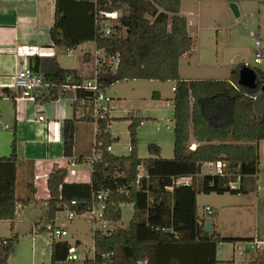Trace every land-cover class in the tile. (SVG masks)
<instances>
[{"label":"trees","instance_id":"trees-1","mask_svg":"<svg viewBox=\"0 0 264 264\" xmlns=\"http://www.w3.org/2000/svg\"><path fill=\"white\" fill-rule=\"evenodd\" d=\"M181 3L182 0H98L97 4L91 0H56L55 21L50 28L54 45L75 49L94 42L97 49L105 51L106 58L118 55L116 68L108 61L100 68L98 81L102 90L118 81L135 79L175 83L173 157H163L155 143L148 145V157L139 156L138 128L144 118L131 111L124 118L130 121L127 155L108 150L118 140L109 126L121 119L108 115L97 121L93 145L96 157L79 155L74 159L75 163H92L90 181H67V167H58L48 175L49 197L42 218L47 222L58 223L59 212L72 200L81 202L77 210L83 213L96 193L109 192L105 219L113 229L93 234L95 257H85L83 264H217L218 244L254 239L224 237L215 229L206 232L205 225L214 222L199 215L198 196L243 193L245 178L257 176L259 143L264 140V69L255 68L261 85L256 90L237 84V67L225 79L181 77L180 59L197 45V38L189 32L188 19L181 13ZM97 11L118 12V16L97 17ZM107 25L114 31L110 35L104 31ZM30 67L52 85L47 99L71 95L83 102L82 120L95 122L93 92L65 87L84 83L75 69L61 67L56 57L40 56L31 58ZM152 97L160 99L159 91ZM70 121H65V130ZM67 135L65 131L68 147ZM219 160L224 163L222 175L203 173L204 163ZM18 166L15 132L11 154L0 156V221H9L12 232L9 237H0V264H9L19 243V235L14 232L17 206L39 202L34 198L32 183L28 184L27 197L17 195ZM141 166L146 173L139 178ZM187 177L191 183H176ZM231 183L239 186L233 189ZM124 204L133 205V215L126 226L120 225ZM71 246L68 239H53L51 264L66 261ZM252 264H264V254H252Z\"/></svg>","mask_w":264,"mask_h":264},{"label":"crops","instance_id":"crops-1","mask_svg":"<svg viewBox=\"0 0 264 264\" xmlns=\"http://www.w3.org/2000/svg\"><path fill=\"white\" fill-rule=\"evenodd\" d=\"M196 1L200 3L201 0H182L181 3V13L188 19V28L192 36H194L195 33L191 31V25L195 21L198 24L201 18V12L199 11L200 7L196 8ZM238 2L239 1H236V3ZM55 11L56 0H0V121H10L11 124L6 123L3 128L10 130V132L12 131L13 136L16 132L17 136V153L19 155L17 195L18 180L22 175V188L24 193H29L28 184L32 183L34 190L36 191L34 193V198L39 200V202L32 201V203L43 207H45V201L49 197V191L47 188L48 175L54 169L58 167H70L74 173L68 171L67 181L69 182L90 181L92 172L91 162H77L73 166L71 163L75 162L74 159L79 155L93 158L96 157L94 156L93 145L95 142L97 127L95 123L82 120L85 113L83 102L77 100L71 95H60L54 100L47 99L50 88H45L35 101L29 99L18 100L20 92L16 90L14 86L15 75L21 68L27 65L30 66L31 58L34 56L56 57L61 67L75 69L77 74L85 81L93 77L96 68H100L101 64L105 63L104 58L106 56L105 51L97 49L94 42H86L75 49H68L73 51L88 43L94 44V53L91 49H87L83 53L82 66L69 68L62 65L59 57L60 53L58 51L64 46L54 45L50 35V28L55 21ZM194 50H196V47L192 51L184 54L180 59V74L183 78H196L184 74L182 69V59L188 60V58L194 57ZM100 52H103V54H100ZM93 55L95 62L91 67L89 65L93 62ZM99 60H102L100 65H98ZM243 65L244 64H240L237 68L240 69ZM234 68L236 67H232V70ZM174 86L175 83L173 82V91ZM158 91L161 98L162 90ZM106 92L107 88L105 90V93ZM75 101L76 104H74ZM159 102L160 101H158V103ZM166 105L169 106L170 103L167 102ZM171 105L173 106L172 100ZM112 108L113 113L116 108L114 106H112ZM131 111H135L134 114L143 117V124L145 123L146 117L143 116L140 107L131 109L130 112ZM41 115L45 117V120H39V116ZM67 120L72 121L67 124L68 128L65 130V121ZM143 124H141V126H143ZM6 125L9 127L6 128ZM65 131L68 134V140L70 141L68 147L65 145ZM109 131L113 137H116L113 131L110 130V126ZM12 142L8 141V139H0V156L7 154L9 147L11 146L12 148ZM191 143H196L194 138L191 139ZM111 148L112 153H114L113 145ZM66 150L68 151V155ZM128 150L130 151V148ZM259 153L260 159L264 162V140L259 143ZM145 173V167L142 166L141 174L145 175ZM256 177L257 181L255 187L250 185L249 182H244L243 187L246 191L243 193H215L218 200L216 205L211 204L215 212L212 220L214 222V229L222 236L264 240V188L262 189L258 183V175ZM40 188L43 189V195L40 193ZM199 197L200 195L198 196V203ZM207 205L210 204L207 203L205 206ZM23 206L21 208H23ZM42 217L43 215L40 217V220ZM60 219L61 218H58L59 221ZM226 222L229 224V227L224 229L226 227ZM39 224L41 223L36 222V226ZM81 242V239L78 237H76L74 243L71 242L72 245L75 246L76 251L80 246H83V243ZM225 243H231L233 246L231 253L232 258L224 260L219 257L220 247L224 243L220 246L218 244L217 264H252L253 253H240L238 256L236 254V251L238 250L237 245L246 244V242L237 240ZM90 249L91 248L89 247V253H86L84 257H80L81 255L79 256L82 264L85 257L91 256Z\"/></svg>","mask_w":264,"mask_h":264},{"label":"rangeland","instance_id":"rangeland-1","mask_svg":"<svg viewBox=\"0 0 264 264\" xmlns=\"http://www.w3.org/2000/svg\"><path fill=\"white\" fill-rule=\"evenodd\" d=\"M237 5L240 12L239 16L234 14L230 7V2L227 0H201L200 3L196 1V8L200 7L201 18L200 22L197 24L195 21L190 29L195 33L194 37L197 38V46L196 50H194V57L188 58V60L182 59L184 74L196 78H226L232 71V67H238L240 64H246L250 67L259 66L264 69V62L257 65L254 61L255 40H260L264 47V0H240ZM87 49H91L94 53V44L88 43L73 51L65 47L60 48L58 52L60 53L59 57L62 65L69 68L82 66V56ZM100 54H103V52H100ZM92 59L93 62L89 65L91 67L95 62L94 55ZM99 61L98 65L101 64L102 60ZM102 66L103 64H101L100 68ZM172 86L173 81L162 82L159 80L135 79L118 81L107 88L106 93L112 97L111 105L116 108L112 116L121 118L110 124V130L118 137V140L113 143L116 155H123L129 152V120L124 118L129 116L131 109L140 107L146 119L143 126L140 125L138 128L139 156L141 158L148 157V145L155 143L161 146L163 157H173L174 123L172 119L174 107L171 105L172 99H170L174 96ZM158 90H162L161 98L153 99V93ZM158 101L160 102L158 103ZM167 102L170 103L169 106L166 105ZM6 123L11 124L7 120L4 122L0 121V139H8V141L12 142V138L14 139L12 131L10 132V130L3 128ZM11 150L10 146L7 154L3 155H10ZM93 152L95 153V150ZM257 175L258 183L263 189L264 162L260 159V153ZM245 180L255 187L257 177L248 176ZM22 181L23 177L21 175L18 180V195L21 198H25L28 192L24 193ZM40 189V193L43 195V189ZM217 200L218 197L215 192L200 194L198 203L199 215L207 220H212L214 215H207L204 207L207 203L211 207L216 205ZM45 207L47 208V206ZM45 207L30 203L29 205H24L17 212L14 232L19 235V243L14 254L9 259V264H51V243L53 239L50 234L37 230L36 227V222H40L41 224L39 225L47 222L45 219L40 220V217L44 216ZM122 211L120 225L126 226L133 215V205L124 204ZM59 218L61 219L60 221L58 220V223L69 232L65 239L70 240L72 243L75 242L76 237L81 239L83 246H80L77 252L79 256L81 255L80 257H84L86 253H89V247L93 248V226L89 222L88 216H79L70 221L65 218V212H63L59 214ZM225 226L224 229H227L229 224L226 222ZM11 234L10 222L0 221V237L11 236ZM242 246L246 248V244H242ZM232 248L231 243H224L220 247L219 257L224 260L231 259ZM236 254L238 256L240 252L237 250ZM59 264H82V262L80 259L76 261L66 260Z\"/></svg>","mask_w":264,"mask_h":264},{"label":"built area","instance_id":"built-area-1","mask_svg":"<svg viewBox=\"0 0 264 264\" xmlns=\"http://www.w3.org/2000/svg\"><path fill=\"white\" fill-rule=\"evenodd\" d=\"M91 1L95 4L98 3V0H91ZM96 14H97V17L105 15L106 17L110 19H115L118 16V12L97 11ZM104 31L106 35H110L111 33L114 32L112 27L108 25L105 27ZM254 45L256 47L254 61L257 65H260L264 62V47L262 46V42L258 39L255 40ZM105 60L108 61V64L111 65L112 68H116L119 62V57L117 54H114V55H110L109 58H106ZM99 62L100 61H98V63ZM99 71H100V68L97 67L93 77L85 80L84 83L81 85H72V86H69L68 84L65 85V87H72L74 89H76L77 87H80L90 92H93L91 104H92V115L95 119L94 123L96 124V127H97L98 119L106 118L108 115H111L112 110H113L112 105H111L112 97L107 95L105 91L102 90L100 87V82L98 81ZM14 86L16 90L20 92L18 96V100L29 99V100L35 101L42 94V91H44L45 88H50L52 85L49 82H46L44 80V77L42 74L35 72L30 66L27 65L21 68L16 73ZM39 120L43 121L45 120V117L41 115L39 116ZM8 127L9 126L6 125V128ZM108 150L111 151L112 148L109 147ZM74 164L75 162L71 163L72 166ZM141 167L139 168V174H138L139 178L143 176L141 174ZM202 170L204 174L222 175L224 171V163L221 160L215 161V162H207L203 164ZM68 171L71 173H74V171L70 167H68ZM176 183L177 184H189L191 183V180L188 177L179 178L176 180ZM230 187L235 189L238 187V183H231ZM108 196H109L108 191H101V192L96 193L94 195L92 204L83 213H80L77 210V208L80 207L81 202L77 200H72L68 206H65L64 209L59 212V214L65 212V218L70 221L74 220L75 218L79 216L86 215L88 216L89 222L93 226V234L97 230L102 231L104 233L110 232L113 229V226L109 221L105 219V210L107 206L106 202H107ZM45 206H47V203L45 204ZM21 207L22 205L19 204L17 206V211H19ZM204 209L206 211V214L209 216H213L215 214L214 209L210 205L205 206ZM36 227H37V230H42L50 234L52 239H65V237L69 235L68 230L63 228L58 223L45 222L43 225H38ZM244 242H246L247 244L246 248H244L241 244L237 245V249L241 254L248 253L247 251H250L253 254L254 253L264 254V240H259V239L254 238L253 240L244 241ZM221 244L222 243H220L219 246ZM90 257L92 258L95 257L94 243H93V248L91 249ZM67 260H73V261L79 260V255L77 254V251L74 245L70 247Z\"/></svg>","mask_w":264,"mask_h":264},{"label":"water","instance_id":"water-1","mask_svg":"<svg viewBox=\"0 0 264 264\" xmlns=\"http://www.w3.org/2000/svg\"><path fill=\"white\" fill-rule=\"evenodd\" d=\"M230 7L236 16L240 15L239 8L236 2L231 1ZM237 84L248 90H256L260 88V81L256 70L253 67H250L244 64L238 71ZM264 90V85L262 86ZM192 148H195V144L192 145ZM214 229L212 223H207L204 227L206 232H211Z\"/></svg>","mask_w":264,"mask_h":264}]
</instances>
